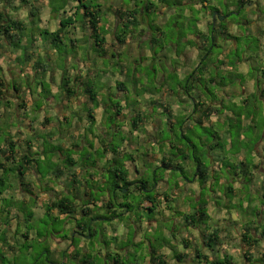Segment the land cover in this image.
<instances>
[{
	"label": "rangeland",
	"instance_id": "rangeland-1",
	"mask_svg": "<svg viewBox=\"0 0 264 264\" xmlns=\"http://www.w3.org/2000/svg\"><path fill=\"white\" fill-rule=\"evenodd\" d=\"M28 1L31 4L33 3L38 8L39 17L44 21V24L41 23V27L43 29L48 30V26H56V22L52 23L51 21L53 18H55L56 20V16H53L54 14L52 15L51 13L48 14L49 10H43V8H45V2L50 3L51 0ZM205 1L209 5L208 8L200 7L198 8V11H195L192 10V4H194V2L197 4H201L200 0H166V2H164L163 4V7L169 6L170 8H172L173 15L171 17H168V19L163 24H161V26L159 27L161 31L159 33V36H157L156 39L154 38L155 41L153 42V44L150 43L149 30L148 28L146 29L145 26L143 27V33H141L139 37V39H141V41L139 40L140 43L138 42V37L133 32H129L128 34L124 35V44H118L114 39V35L109 34V36L106 38L107 43L105 44L106 49L110 51L107 57H101V52L97 50V48H95L93 44L87 45L88 42L82 40L83 38L86 39L87 36L81 37L80 40L82 41H79L77 43L74 42V46L71 45V39L67 36L65 38V42L59 46V53H61V57L57 61V67L62 72L78 69L79 63L85 64L86 67L91 63L93 69L98 68L96 72H100L101 74H103V79L101 80V82L102 84H106L102 85L99 83L100 75L97 79L93 80V82L95 83V86L97 85V87H103L104 90H106L105 93L102 94V96H104L105 106L109 105V109L106 114V120L100 125L99 123H96L94 120L87 117L83 105L78 108L76 113L74 112L75 108L66 105L64 106V111H67V117L64 118V112L62 111V118L58 117L61 120L55 118L57 132H55L54 134L57 135L56 137L50 140L48 139V132H44L41 130L32 134H28L26 137L27 145H31V152L38 153L36 156L37 166L35 165V162H31V165H33L34 168L38 171L40 182L45 183L47 181L46 183L49 187V189L47 188L48 191L46 192L47 196L45 198V201H47L48 199L51 201H55L61 195H63L65 190H67V187L61 189V183L56 182L57 177H54L53 173L50 172L48 174L49 178L47 180H45L44 176L49 170L53 171V169L57 167H63L64 169L67 167L66 165L63 166L61 164H58L56 160H53V157L57 152L61 151L63 153L64 151L65 155L69 153L65 152V150L62 148L65 147L66 142L63 141V139H61V137L58 135L60 130H63L65 132V135L70 140L76 141L77 144H79L83 139H86V136L84 134H82L81 140L78 139V137L75 136V134L70 130L71 126L76 121V118L78 120V123L81 125H83V123H87L90 120L92 128L88 130L87 135L95 137L96 141H100L101 150L88 156V163L85 164L86 166H89L97 159L101 160L104 158L102 153L103 145H101V143H104L107 146L108 151L112 152L110 153L111 157H114L113 150H120L125 143L124 141L135 143V148L129 152L134 159L138 160L135 164L136 172H134V177L131 176V178H134L135 180L134 186H139L142 180L147 181L149 182V184H151V188H153L149 194H152L154 190L162 189L161 191L166 192L165 195H169V197H171V203L169 207L170 211L163 214L152 208V212L142 209H134L131 214L126 213L124 210L120 211L121 209L115 208L111 216H113L114 214H120L122 215V218L118 217L113 218L112 220H110L109 214L99 211L101 219L95 220L93 224V229H97V233H95L93 236L95 251H99L100 248L106 251V247L103 243L111 247V250L121 249L122 247H126L127 245L132 244L129 248H125L126 250L130 251L127 256L128 258H130L129 261H124V263L126 264L129 262L131 264H149V245H152L155 248L160 247V251H162L163 254L166 253L169 258H172L174 253L181 252L184 249L182 247L181 240L184 239L188 242L189 246L185 248L187 251L191 249V245L198 244V240L199 238H201L199 231L193 227H184L185 225L181 217L186 214L188 208L191 207L190 204L193 202V194L191 193H193L194 190L192 189L191 181L193 180L196 166L200 162L205 166L212 168L211 161L209 160L208 155L210 153L212 155L214 147H211L214 146V143L217 142L218 144H220V146L217 148L221 157L220 159L226 157H224L223 152L225 148V141L227 140L229 143H231V145H233V151H238L239 149H241L244 152H248V163H250L251 159L253 158H255L256 161L257 158H260V161L264 160V150L260 151L259 156H253V158L250 156L251 152H253L255 145L258 142H261L260 146H264V139L262 140V137L264 135V122L261 117L264 116V113L262 112L260 116V114H258L255 110V107H257L258 109L264 111V101L255 95V91L254 94H251L247 92L248 90H250L249 88H246V92L244 89V85H246L247 82L250 83V77H253L255 79L256 89L258 88V86L261 87L260 78L261 70L264 67V62L262 61V59H258L259 55L258 52H256L258 49L257 39L253 35H248L247 27L249 19L252 18V16L257 17L260 14H263L264 8L259 7L258 9H249L248 7H237L234 15H229L226 19L227 21L233 22L241 32V35L237 38V40H235L233 51L226 52L225 50L228 48V46H226V41L218 39L219 41H221V45L217 48H213L212 53L206 59L205 57H203L204 60H200L201 63L205 61L206 64H217L218 60H216L214 57H216L217 54H220V56L228 60L229 63L233 62V64H235L236 62L239 64H245L249 75H246L247 73L241 75L236 71L237 69H234L232 72L226 70L217 72L213 71L215 75L217 74L215 84L207 85V90L204 89L206 87L205 84H203L202 87L199 88H202L205 92V100H207V104H211L212 100L218 102L217 104H214L215 106L218 105V112L210 119H208L204 124H199L197 121L193 120H187L189 114H185V112H183L185 109L191 106L192 101L190 99L187 101L185 100L187 95L184 90L185 84L183 83V78L180 76L181 74H183V72L180 71H183L185 66L188 69H192L194 67V62L197 66L199 63V57L195 58L194 61L192 58H190L191 54L189 56L187 55L186 50H189V46L186 45V43L182 39L188 38L190 34L195 33L196 29L197 31L201 30V28H199L198 30V24L205 17L209 10L213 12V15L216 14L215 9L219 8L220 11L226 14L229 13L228 11H230L229 8L231 6H236V0ZM255 1L259 3L261 0ZM70 2L73 3L72 6H76L74 12H82L84 11L85 7H93L95 9H99L101 19L103 21L101 28L104 31H106V18L110 19L108 17L110 14L112 16L111 18H113L114 16L113 20H115L116 16L114 15V11L119 6L122 5L129 9L133 8L134 6L143 8V6L145 5V3L141 0H69L68 3L70 4ZM18 3H20L21 5V0H18L16 5H18ZM64 3L66 4L67 2H62L60 0L54 1L53 6L51 5L50 9H52V7H63ZM81 3L84 6L77 9V7ZM188 10H191V15H186V11ZM66 12L68 16H70L72 10H68ZM10 15L17 17L18 19H25L26 17L29 18V5H23V7H21L20 13H14L10 11ZM77 16H79V14H77ZM145 16L148 23L152 24L154 19L157 18V12L155 14H146ZM220 18L223 19L222 17ZM111 24H114V21L111 22ZM109 29L111 30L110 32H112L114 27L109 26ZM151 33H153L152 30ZM36 44L37 48H40V50H42L41 52L45 51L46 55L51 53L52 49L49 45L44 44L40 40ZM198 51L200 50L198 49ZM206 54L207 53H205L204 55ZM4 56L8 57L9 55L5 54ZM23 57L21 60L25 59V57ZM121 67L128 70L127 76H120ZM142 75H145V78H143ZM157 76H160V79H162L159 84L155 82V78ZM125 77H127V81L124 84L128 88V92L126 96L119 97V93L116 90V84L118 82H124ZM14 80L18 83H22L24 86H27V92H33L36 89V84L38 83V89L40 92L37 94V103L41 108H43L42 110L45 114L49 115L51 113L52 108L47 106V101L45 99L47 91L53 93L51 86L48 83H45L41 80H36L35 76H33L30 81H28L26 80V77L21 78L20 76L16 75ZM155 83L158 86L160 84H163L162 90L159 91ZM156 90L158 91V96L160 97L159 100L157 99V102H163L162 98H164V102H166L170 107L171 101H169L168 99V94L174 93L172 95L179 96L180 99L175 103L179 107V111L178 113L173 112L172 118L175 121L171 124L170 122L167 123V120L169 119L171 121V119L164 116L165 113L162 110H157L156 106H146L145 104L139 105L137 109L141 110L143 113H146L148 116L152 115L151 109H153V112L155 114H153L151 117L159 119L160 121L159 130L153 134V136L156 138L155 142H147L149 138L148 135H143L141 138V136L137 137V135H135L133 132L130 133L129 130H131V126L129 124L127 126L128 129L126 131H123V124L121 123V121L112 119L111 114L115 113V110L111 107L118 104L121 107L127 101L135 104L141 100L148 99V97H150V100H152V98H154ZM164 90H166L165 93H163ZM249 95L250 98H247L250 101L251 105V107L249 108L252 114L255 111L256 117H249V119H245L244 121V118H241L242 129L239 133V137H236L235 135L238 134L237 126L240 125V123L238 118H234V114L237 115L239 111H241L242 107H240V105L242 104V100L240 98L243 99L244 97H248ZM52 97L55 102L59 103V98L56 94H54ZM153 100L156 101L155 98ZM1 107L4 108V106L1 105L0 109ZM192 108H194V106H192ZM192 108L189 107L190 115L193 111ZM137 109L135 110L138 111ZM223 109L225 110L223 111ZM170 110L171 108H169V112ZM32 112L34 114L36 113L34 106L28 110V114ZM72 112L74 113L72 114ZM139 113L143 115L141 112ZM70 114L71 117L68 118ZM241 116H247L246 111L245 113L241 114ZM129 119L130 117L126 118V121L128 122ZM8 123L11 124L12 129H9L5 124L0 126V142L8 138L10 134L13 135V132L10 130L17 131L19 129L18 121L14 120L13 117H11L9 120L7 119V124ZM185 125H187L189 129L183 130L182 127ZM139 132H142V130H140ZM182 132L184 137H182ZM164 142L168 144L167 152L172 157V160L170 161L171 168L169 169L160 167V162L156 161L158 150H160V145H163ZM169 145L173 146V148H169ZM227 145L228 144L226 142V146ZM257 145L259 146V144ZM97 146L98 141L94 143V150ZM70 153L71 156H73L74 152ZM161 153H164V151ZM85 154L87 155V152H85L83 155ZM242 155L243 154H240V157ZM184 157H186V159H183ZM127 158L128 157H123V160L126 162ZM225 159L227 160V158ZM223 160L218 162L219 174L214 175V179L217 180L218 176L222 175L227 181V184L233 185V180L231 179L234 172L230 170V168H232V163L228 160V164H226ZM117 162L126 167L124 162L120 159H117ZM262 162L264 163V161ZM226 166L231 167L227 168ZM93 168V166L90 167V169H92L93 171V176L95 178L101 177L100 174ZM8 176L16 177V171L9 170L5 174L0 175V179H2V182H0V201L4 202L5 204H10L9 208L6 210L4 209V205H0V209H3L5 212L0 213V215L2 214L1 216H3L2 220H0V230L1 228H4L3 225L10 227L11 224H14L15 222L22 225L24 215L22 214L23 212L21 213L20 211L21 208L19 207V203L21 200L24 201L23 208L25 210L29 205V203H27V198H32L26 197L23 193L19 192L20 190L17 187L15 181H13L15 186L12 187L11 182L7 179ZM103 176L104 179H108L109 175L106 173L103 174ZM262 179H264V177ZM260 180L261 176L256 174L254 176V179H252L250 185L248 186L249 191L245 186L246 188H244L243 190L244 198L242 201L239 199V197L234 199L229 195H221V192L223 193L227 186L226 183L223 187H220V189L210 188L205 189L204 191L200 189L197 192L209 196V198L213 202L210 204V207L213 209L212 214H214L215 211L218 212V210H220L221 219L225 220H221L218 223V221L215 222L214 219L210 218L209 220H207L206 226L214 227V224L218 225L219 228L228 226V230L232 231L231 233H233L231 234L232 236L224 235L225 237L222 239L221 244L220 246H218V249H216V251L211 252L206 250L207 254H209L211 258L216 256L218 252H221V254L231 253L234 255L233 257L235 259V262L237 261L238 264H264V259H261L262 256L264 257V250H262V248L260 247L249 249V260H247L243 256V252L241 249L242 245L240 244V242H238L240 238L242 239L241 233H239V235H235L236 231L242 230V228H239L237 225L244 226V224L247 222L251 224V218L249 217L248 213H250L251 211L256 212L262 210L264 199L261 197V190L258 189L259 187H256L259 185ZM87 184L90 186V194L92 193L93 195H96L97 192L95 189L99 184L97 182L91 183V181L89 180L87 181ZM10 187H12L10 189L12 191V195L6 194L8 193ZM43 189L44 187L41 186L40 188L38 186H33V191H31L32 193H34V195H37L38 191H43ZM174 191H176V193L173 194ZM218 191L220 194L217 193ZM30 195L28 194V196ZM140 199V197L132 198V196H128L126 197L125 201L135 204L139 202ZM49 200L45 203L47 204ZM31 201L33 202L34 200ZM244 201L247 202L248 209H246V204L243 205ZM183 202H187V204H183ZM134 207L136 206L134 205ZM159 209L161 211H164V208L159 207ZM16 212L18 214V217H16ZM6 213L8 214L6 215V217L15 218V220H7L5 218ZM52 214L56 215L55 212H53ZM128 214L134 217V222H136V224H138V222H141L142 226L145 224L146 226L148 225L147 229L140 230V233H137L133 230L131 234H123V230L121 229L122 226H124L125 228L131 227V224L128 222L126 217L128 216ZM52 219V217H45L42 220H32L31 222L24 225L22 227L23 230H33L35 231V233L39 232L47 240L39 242L38 238L37 240L34 238H30L27 242H25V240L19 235V246L14 244L13 248L20 247V250L15 256H7L9 259L11 258L10 261H13L14 258L17 261L16 264H32L34 258H37L39 259L36 262L37 264H47L46 260L43 259L45 254L42 253V250L48 249V247L50 248L53 242L57 241L59 238L64 237V235L69 234L63 229L64 220H61L59 218L56 222H53ZM254 220L256 221V225H259L261 223L260 219L258 220L254 218ZM70 226L74 227L72 223ZM262 227H264V222H262ZM114 230H116V232H114ZM19 233L20 232H18V234ZM7 235L9 242H15V238H17V235L11 236V232H8ZM31 236H34V234L32 233ZM132 238L133 240L137 239L136 241L142 242V244L138 246L136 244H133ZM192 240L197 241L196 243H193ZM23 243H25V245H29L30 250H28V252L27 249L22 247ZM145 245L147 247V251L145 248L142 253V246ZM58 249L60 248L56 247V251ZM56 251L54 253L49 252L47 254L46 257H48L49 264L51 262L61 263L63 262V257L67 256L66 254H63L62 256V254L60 253L61 250H58L57 254ZM133 255H137V259H132ZM141 255L142 257H140ZM90 256L94 264H108L107 260L104 261L96 258L95 261L94 257L92 255ZM194 257L195 252L194 250H192L191 257H189L184 264H194L193 262L191 263V258ZM170 262L174 264V260H171ZM5 263H8V261H5ZM65 264L77 263L67 260Z\"/></svg>",
	"mask_w": 264,
	"mask_h": 264
},
{
	"label": "crops",
	"instance_id": "crops-1",
	"mask_svg": "<svg viewBox=\"0 0 264 264\" xmlns=\"http://www.w3.org/2000/svg\"><path fill=\"white\" fill-rule=\"evenodd\" d=\"M54 1L55 0H53L51 3L45 2V8H43V10H47V11L49 10L50 12L48 11V14L51 13L52 15L54 14L53 16H56V20H55V18H53L51 20L52 23L56 22V26L51 25V26H48V30L43 29L41 27L42 26L41 23L44 24V21L41 20L39 17V20L36 21V24L33 27V32L31 34H29L28 36L25 35V37H23V39L21 40V43H20V47L18 49L7 48L4 51H0V82L2 84V86L0 87V106L1 105L4 106V108L1 107V109H0V126L5 124V125H7V127L9 129H12L11 124L10 123L7 124V119L9 120L11 117H13L14 120L18 121L19 129L17 131L10 130L13 132V135L10 134V136L8 138L12 139L15 142V151H17L21 155L32 154L33 157H31V160L33 162H34V159L37 160L36 156L38 153L31 152V145H29V146L27 145L26 137L28 134H32L34 132L41 130L44 132H48V136H49L48 139H50V140L52 138L56 137L57 135L54 134L55 132H57L55 118H58V117L62 118V116H63L62 111L64 112V118L67 117L66 116L67 111L66 112L64 111V106H66V105H68L72 108H75V111H74L75 113L78 110V108L81 105H83L85 112L87 114V109H86V106L84 103L85 99H84V95L82 93L83 87L80 84V83L85 82L84 81L85 77L88 78L87 80L89 82L93 83L94 92H95V101H96L92 114L90 116L87 114V117L89 119L94 120L96 123H99L101 125L103 122H105L106 114H107V111L109 109V105L105 106L104 96H102V94H104L106 90H104L103 87H97V85L95 86V83L93 82V80L97 79L98 76L100 75L99 83L102 84L101 80L103 79V74H101L100 72H96V70H98V68L93 69L91 66V63L88 64L87 67L85 66V64L79 63L78 69L69 70V71H65V72L60 71V69L57 67V61L61 57V53H59V48L53 49L52 46L50 45V38L47 35H40V31H42V30H46L49 34L55 32L59 28V22L62 19L69 17L66 11L72 10L70 16L73 13H75L74 9L76 8V6H74V5L72 6V4H73L72 2H70V4H69L68 3L69 0H60L62 2L66 1L67 3L66 4L64 3V6L60 7L59 11L57 13L52 12L50 9V6L51 5L53 6ZM141 1L144 3H146V2L153 3L157 7V18L154 19L152 24L148 23L146 16H143L142 17L143 19L139 18V24L140 25L138 26V28L131 29V30L127 31V34L129 32H133L138 37V42L140 43L141 39H139V37H140V34L143 33V27L145 26L146 29L148 28V30H149L150 43L153 44L151 42V39H153V38L156 39V37L159 36V33L161 31L159 27L161 26V24H163L168 19V17H171L173 15V10L169 6L163 7L164 3H158L157 0H141ZM247 1L250 2V4L247 3L246 5L243 4L240 7H238V5H237L238 0H236L235 1L236 6H231L229 8L230 11H228V12L231 15H234L237 7L238 8L248 7L249 9H254V8L258 9L259 7L264 8V0L263 1L261 0L259 3L256 2L255 0H244L243 3L247 2ZM200 3L201 4H197L194 2V4H192V10L198 11V8H200V7L201 8L207 7L208 8V6H209L205 0H200ZM22 4L20 5V3H18V5H15L16 7H18V11H15L14 13H17V12L20 13L21 7H23V5H24V4L23 5ZM88 9L91 10L92 7H88ZM118 9L124 10V9H128V8L121 5L116 10H118ZM129 9H132V8H129ZM215 12H216V14L213 16L211 13V10H209L208 13L205 15V17L198 24V30H199V28H201V30L197 31V29H196L195 33L190 34L188 38L182 39L186 43V45L189 46V50H186L187 55L189 56L191 54L190 58H192L193 60L195 58L199 57L198 65L201 63L200 60H202V59L200 57V51H198L197 47L193 43L194 41H197L198 36H200V35L201 36H207L208 38L210 37V39H213L212 45L210 46V49H209L210 53L208 54V56L212 53L213 48H217L221 45V43H220L221 41H219L218 39H222V38L218 34H212L210 32V29H209L210 24L214 25L218 22H222L224 24V26L226 28L225 32L228 35V38H226L225 40L222 39V41H226V46H228V48L225 50L226 52L233 51L235 40H237V38L241 35V32L236 27V25L233 22L226 20L227 17L229 16L228 15L229 13L225 14L222 11H220L219 8L215 9ZM82 13H83V11L82 12L77 11V14H79V16H77V14H76V17H75V20L73 21V23L68 25L66 28H64L62 33H60V37L62 38L63 43L65 42V38L68 36L71 39L70 43L73 42L72 46H74V42L77 43V42L82 41V40H85V42H88L87 45L93 44L92 32L88 28H85V29L81 28L80 21H79L78 17H80V15H82ZM9 15H10V13H9ZM186 15H191V10L186 11ZM99 16H100L99 27L101 28L103 21L101 19L100 10H99ZM11 17L18 19L17 17H14V16H11ZM108 17L110 19L106 18V21H105V27H106V31H105L106 35L104 38L105 44L107 43L106 38L109 36V34L114 35L115 41H116V35L119 34V31H117V27L120 25V20L118 19L117 16H116V19L113 20L114 16H113V18H111L112 16L110 14ZM220 17H222L223 19H219ZM20 20H21V18H20ZM113 21H114V24H111V22H113ZM109 26L114 27L112 32H110L111 30L109 29ZM247 29H248V35H253L257 39L258 49L256 52H258V55H259L258 59H262V61L264 62V34H263V32H264V13L260 14L257 17L252 16V18L249 19ZM151 30L153 31V33H151ZM136 33H138V34H136ZM85 36H87L86 39L83 38L82 40H80L81 37H85ZM30 39H31V41H33L32 44H30L28 42V40H30ZM39 40L42 41L44 44H47L50 46V48L52 49L50 54L46 55L45 51L41 52L42 50H40V48L39 49L37 48L36 43ZM148 41H149V39H148ZM93 46L95 47L94 44H93ZM104 48L106 49L105 45H104ZM109 52L110 51H108L106 49V53L105 54L101 53V57H107ZM5 54L6 55L8 54L9 56L6 57V56H4ZM23 54H24L25 59L21 60L23 57ZM214 58L216 60H218V62H217V64L216 63H211V64L207 63L208 69H207V73H204L205 75L203 76V83H206V81L209 79V77H214V83L213 84H215V79L217 77V74L215 75V73H213V71L217 72V71L226 70V71L232 72L234 69H237L236 71L238 73H240L241 75H243L245 73H247L246 75H249V72L247 71V68H246L245 64H243V63L242 64H239L236 62H235V64H233V62L229 63V61L226 60L225 58H222V56H220V54H217L216 57H214ZM39 62L40 63L43 62L44 65L46 64L48 67L46 68L45 73L36 77L35 72L33 71V66ZM98 66H99V63H98ZM197 66L195 65V62H194V67L192 69H188L185 66L183 71H180V72H183V74L180 75L183 78V81L186 78V76L190 72H192V70H194ZM178 71H179V68H178ZM127 73H128L127 69H124L122 67L120 68V76L121 77L123 75L127 76ZM16 75L20 76L21 78L26 77V80H28V81H30V79L33 76H35L36 80L44 81L45 83H48L51 86L53 93H50V91H47V94L45 95V99L47 101V106L52 108L51 113L49 115L45 114L44 111L42 110L43 108H41L40 105L37 103V101H38V95L37 94L40 92L38 89L39 84L38 83L36 84V89L33 92H31V91L27 92V86H24L22 83H18L14 80ZM64 75H66V77L69 80V83H67L68 84L67 88L70 87L69 90L74 91L72 93V95H69L68 97L66 96L65 88H63L62 84H61L62 77ZM142 76H143V78H145V75H142ZM260 80H261V87L258 86V88L256 89L255 79L253 77H250V79H249L250 83L247 82V84L244 85V89L246 92V88H249L251 91L248 90L247 92L251 93V94H254V91H255V93H256L255 95L264 101V67L261 70ZM126 81H127V77H125L124 82H118L116 84V90L119 93L118 94L119 97H123V96L127 95L128 88L124 84ZM160 81H162V79H160V76H157L155 78V82L157 84H159ZM103 84H106V83H103ZM157 84H156V86L158 87L159 91L162 90L163 84H160L159 86ZM199 87H202L201 84L194 86L193 90H190L189 93H186V95H187L186 99L184 98L186 101L189 99L192 101L191 106H189L191 108L197 102V100L193 98L196 95L194 91L195 90H203L202 88H199ZM204 89L207 90V86ZM165 92H166V90L163 91V93H165ZM262 92H263V94H262ZM54 94H56L58 96L59 103L55 102V100L53 99L52 96ZM172 94H174V93L168 94V99H169V101H171V107L165 102V105L168 106V110H169V108H171V110H170L171 114L169 116H167L168 114L164 115V116L171 119V121L169 119L167 120V123L170 122L171 124L175 121L172 118L173 112L178 113V111H179V109H178L179 107L175 103L177 100L180 99L179 96H175ZM154 98L156 100L160 99V97L158 96L157 90L154 94ZM154 98H152V100H150V97H148V99L141 100L135 104H132L129 101H127L121 107L119 104L113 105L111 108L115 110V113L111 114L112 119L120 120L121 123L123 124V128H122L123 131H126L128 129L127 128L128 124L131 126V124H132L131 122H132V119L134 118V116L137 113L141 112L143 114L142 116L146 118V122L142 126L138 127L137 129H132V127H131V130H129V131H130V133L133 132L135 135H137V137L141 136V138L143 135H148L149 138H148L147 142L148 141H154L155 142L156 138L153 136V134L159 130V127H160L159 126V123H160L159 119L151 117L153 114H155L153 112V109H151V112H152L151 116H148L146 113H143L141 110L137 109L138 106L141 104H145L146 106H150L151 101H153ZM247 98H250V95L248 97H244L243 99L240 98L242 100L241 101L242 104L240 105V107H243V101L244 100L247 101L248 100ZM162 101L163 102L165 101L164 98H162ZM201 102H203L204 106L207 105V103H206L207 100H205V98ZM217 103H218L217 101L212 100L211 104H212V106H215L214 104H217ZM33 106L35 107L36 113L34 114L32 112V113L28 114V110ZM152 106L155 107L154 105H152ZM189 107L187 109H185L183 112H185V114H189L187 120L195 121V119L198 118L199 114L197 112H194V108H192L193 111L190 115ZM215 107L219 108L218 105H216ZM135 109H137L138 111H136ZM156 109L157 110L159 109V111L161 110L160 108H156ZM224 110L225 109H223V111ZM74 112H72V114ZM216 113L217 112H215L213 115H215ZM212 116H210L208 119H210ZM234 116H235V114H234ZM70 117H71V114H70V116H68V118H70ZM129 117H130V119L127 122L126 118H129ZM232 117H230V118H232ZM249 117H253V116L250 115ZM249 117L244 118L243 121L245 119H249ZM234 118H236V117H234ZM59 120H61V119H59ZM262 120L264 122V116H263ZM205 122H207V121H205ZM90 123L91 122L89 120L87 123H83V125H81L78 123V120L76 118V121L71 126V129H70L71 132H73L75 134V136L78 137V139H80V140L82 139V137H81L82 134H84L86 136V139H83L79 144H77L76 141H74V140H70L65 135V132L63 130H60L59 134H58L61 137V139H63V141L66 142L65 147H62V148L65 150V152H69L66 155H69L70 158L73 160V165H71L70 167H66L65 169L63 167H57V168L53 169V171L56 169L61 171V175L57 176V181H56L57 183L58 182L61 183V186H60L61 189L64 187H67V190H65L63 195H61L55 201H58L62 197H64V198L70 199L73 203L78 204L79 206L77 207V210L75 211V213L72 216H70L69 218L64 214L60 215L59 213L56 212L55 209L52 210V212L50 213V216H52L53 218L55 217L57 219L60 218L61 220H64L63 229H64V231H66L69 234L64 235V237L59 238L55 242L52 241L53 242L52 246L50 248L48 247V250L50 253H54L56 251V247H59L60 249H58V250H61L60 253L62 254V256H63V254H66L67 256L68 255H74L75 252L79 251L84 256H88L89 254L92 255L94 257L95 261H96V258H98V259H101L104 261L107 260L108 264H112V261L110 260V258L112 256H114L116 253H118V254L130 253V251L126 250L125 248H129L132 244L127 245L126 247H122L121 249H115V250L112 249L111 250V247H109V246H107V244L103 243L106 247V251H104L102 248H100L99 251L98 250L95 251L94 241H93L94 235H92V237H90L88 229H81V228H83L82 225H81V227H77V225H76L77 222H79V223L81 222L80 221L81 220V213H80L81 205L80 204L82 203V200L88 201L89 199H91L92 203L95 205V209H94L95 216L98 215V219H101V216L99 214V211H101V210L99 208L101 207L102 203L105 202L109 198V196L111 195V192L107 186L108 179H104L103 174L107 173L110 176L109 172L111 170H115V167L119 164L122 167V169L126 172L125 182L131 184L127 187V190L129 191L127 197L132 196V198L133 197L134 198L135 197L141 198L145 195H148L150 197L149 200L154 204L153 205L154 208L152 207V209L160 212L161 214L170 211L169 207H170V203H171V197H169V195H165L166 192L161 191L162 189L161 190L160 189L154 190V192L152 194H149L153 188H151L152 186H151V184H149V182L144 181V180H142L141 182L146 183L147 189L143 190V192H140L138 190L140 185L134 186L135 180H134V178H131V176L134 177V172H136L135 164L137 163L138 160L134 159L131 156V154L129 153L130 151H132V149L135 148L134 142L130 143L128 141H124L125 143L121 147L120 150H113L114 157H111L110 153H112V152L108 151L107 146L104 143H101V145H103L102 146V153H103L104 158L101 160L97 159L95 162L91 163L89 166H86L85 164L88 163V161H87L88 156L91 155L92 153H96V152L101 150L100 141L97 140L98 146L94 150V143L97 141L95 140V137H91V136L87 135L88 130H90L92 128ZM185 128L189 129L188 126ZM140 130H142V132H139ZM104 133H105V131H104ZM103 136H104V134H103ZM263 139H264V135L262 137V140ZM92 140H95V141H92ZM226 142L228 144L227 146H226ZM257 144H259V146ZM257 144L255 145L253 152H251V154H250V156L252 158H253V156H259L260 151L264 150V146H262V145H261L262 147L260 146L261 142H258ZM2 145H3V141L0 142V149H2L1 148ZM169 148H173V146L169 145ZM217 148L218 147H214V150L212 149L213 150L212 155H211V153L208 155V158L211 161V166H212V168L210 167V175L214 176L216 174H219V164H218L219 161H222L224 159L223 161L226 164H228V160H229L232 163V168H230V170L234 172L233 177L231 179V180H233V185L227 184V181L224 179V177L222 175H220V176H218L217 180L216 179L210 180V182H208L204 186L203 191L205 189H210V188L220 189V187H223L224 184L226 183L227 186H226L225 190L223 191V193L221 192V195H224V196L229 195L234 199L239 197V199L242 201L244 198V195H243L244 188L247 187V189L249 191L248 186L250 185L252 179H254V176L256 174L261 176V180L259 182V185L256 186V187H259L258 189H260V183H261V181L264 180V179H262L264 177V163L262 161H264V160L260 161V158H257V161H258L257 162L256 159L253 158V159H251L250 163L247 164V167H248L247 169L249 171V177L246 176V178H251V181L247 182L244 179L243 175L241 174L238 166L241 162L245 163V160L247 161V159L249 157L248 152H244L241 149H239L238 151H233V149H234L233 145H231V143H229L226 140L225 141V148H224V152H223L224 157L226 156L225 158H227V160H226L225 158L220 159L221 157L219 155ZM163 151H164V153H161ZM167 151H168V144L166 142H164L163 145H160V150H158V154L156 157V161L160 162L159 163L160 165H161V161L163 159H166L167 162H170L172 160V157L169 155V153ZM70 152H74L73 156H71ZM85 152H87V155L86 154L83 155ZM117 153L119 154V156L116 155ZM213 154H215V155H213ZM240 154H243V155L240 157ZM64 156H65L64 151H63V153L61 151L57 152V153H55L53 160H56L58 164H61L64 166L65 165ZM123 157H128L126 162L123 160ZM117 159H120L121 161H123L124 164L126 165V167H124V165H121L118 162L116 164V162H114V161H117ZM185 159H186V157H185ZM85 161H87V162H85ZM91 166L94 167L93 169H95V171H97L101 177L95 178L93 176V171H92V169H90ZM7 167H11V165L8 164ZM226 167L229 168L231 166H226ZM53 171L49 170L46 173V175L44 176L45 180H47L49 178L48 174L50 172L53 173ZM3 174L4 173L2 171H0V175H3ZM31 174H32V177H31ZM89 174L92 175V178H88ZM109 176H108V178H109ZM7 179L11 182L12 187L15 186V184L13 183V181H15L17 187L20 190L19 192L23 193L24 196H26V197H32V198H30V199L27 198V203H29V205L27 204L28 207L25 210H24V208H22L24 206V201L21 200L19 203V207L21 208L20 211H21V213L23 212L22 214L24 215L22 225L15 222L14 224H11L10 227L3 225L4 228L3 229L1 228V230H0V259H1L0 264H8L11 262H15L14 258H13V261H10L11 258L9 259L7 256H9V257L15 256L18 253L20 247L13 248V245L16 244L19 246L18 236L19 235L21 236V233L25 231L22 229V227L24 225H26L27 223L31 222L32 220H36V219L42 220L43 218H45L44 217L45 216L44 208L46 206L45 202H47L49 200V199L48 200L46 199L47 201H45V198L47 196L46 192L49 189V187L47 186L48 184L46 183L47 181L45 183L40 182L38 171L35 168L26 169V172L23 175V180L25 183L27 182L28 184H30L31 189L33 186H38L39 188H40V186L44 187L43 191L39 190L37 195H34V193H32L33 190L31 192H28L19 183V180L17 178V172H16V177L8 176ZM85 179H87V180H85ZM88 180L91 181V183L97 182L99 184L97 186V188L95 189L97 192L96 195H93L92 193L90 194V190H89L90 186L87 184ZM191 183H192V189L194 190V192L191 193V194H193V202L190 204L191 207L188 208L186 214L193 212L192 208L196 207V202L201 198L200 197L201 193H197L201 188L199 187L196 176L193 175V180L191 181ZM37 184H39V185H37ZM118 186L121 187L122 183L118 182ZM228 186H231L232 189L234 190L232 192V194H227V187ZM12 187L9 188L8 193H6V194L12 195V191L10 190ZM76 192H77V195H76ZM123 192H125V189L123 190ZM85 193L87 194V196L85 195ZM174 193H176V191H174L173 194ZM217 193L220 194L219 191ZM28 194L29 195L31 194V195L28 196ZM203 198L207 201V209H206V214L208 216L207 220H209L211 218V219H214L215 222L218 221V223H219L222 220L221 216H220L221 211L218 210V212L215 211L214 214H212L213 209L210 207V204L213 202L211 201V199L207 195H204ZM31 200H34V201L32 202ZM149 200H145L141 203L142 210H143V208H149L152 206V204L150 203ZM21 202H23V206L20 205ZM185 203L187 204V202H185ZM185 203L183 202V204H185ZM245 204L247 206L246 209H248V204L246 201L243 202V205H245ZM0 205L1 206L4 205L5 210L8 209L10 206V205L5 206V203L1 202V201H0ZM159 207L164 208V211L163 210L161 211L159 209ZM98 209H99V211H97ZM39 210H40V214H39ZM122 210H124L127 213L126 209H121L120 211H122ZM53 212H55L56 215H53L52 214ZM0 213H5V212L3 209H0ZM15 214H16V217H18L17 212ZM129 214H131V212H129ZM129 214L126 217H127L128 222L131 224V227L125 228L124 226H122L121 229L123 230V234H131L133 232V230L136 231L137 233H140V230L147 229L148 225L146 226V224H145L142 226L141 222L139 223L138 221H137L138 224H136V222H134V217L130 216ZM248 214H249V217L251 218V224H249L247 222L244 224V226L246 224H248L251 227L250 233L253 234V236H255V238H256V234H258L259 237H257L256 239H259V241H258V245L256 247H260V248H262V250H264V238H260L261 231L264 229V227H262V222H264V205L262 207V210H259L256 212L251 211ZM1 215H0V220H2V218H3V216H1ZM6 215H8V214L7 213L5 214V218L7 220H9V219L12 221L15 220V218L6 217ZM182 217H181V219H182ZM254 218L258 219V220L260 219L261 223L259 225H256V221L254 220ZM98 219H96V220H98ZM222 221H225V220H222ZM71 223L73 224L74 227L70 226ZM93 224H94V221L92 222L91 231L95 234V233H97V229L96 230L93 229ZM206 225H207V222H206V224H201V225H198L196 227H193V226H188V227H193L199 231L201 238H199L198 244H196V245H197V247H199L201 249L203 254H206L208 256L209 260H211L212 258L206 252V250L207 251H210V250L208 248L199 246V244L202 240L203 233L210 234L214 230L218 231V234L220 236V241H219V244L216 246V249H218V246H220L222 239L225 237L224 235L232 236L231 234H233V233H231L232 231L228 230V226L224 227V228H219L218 225H216V224H214V227H209ZM237 226L239 228H242V230L236 231L235 235H239V233L242 234L244 232V229H243L244 226H242V225H237ZM184 227H186V226H184ZM188 227H186V228H188ZM8 232L12 233L11 236L17 235V238H15V242L12 243V242L8 241V235H7ZM18 232H20V233L18 234ZM114 232H116V230H114ZM32 233L34 234V236H31ZM37 234H38L37 232L35 233V231L31 230V231H28L27 239H25L23 236H21V237L25 240V242H27L30 238H34L37 240V238H38ZM1 238H5L7 243L2 244ZM70 238L75 239V244H74L75 248L73 250L72 249L68 250V246L71 245ZM46 240L47 239H45V237L38 239L39 242H43ZM132 240H133V238H132ZM136 240L137 239H134L132 241V243L137 245L140 242H137ZM127 241H129V240H127ZM196 241L192 240L193 243H196ZM242 241L243 240L241 238L238 240V242H240V244L242 245L241 249L243 252V251H246L248 248L244 245V243ZM142 248H143V250L146 248V251H147L146 245L142 246ZM252 248H254V247H251L250 249H252ZM216 249H214V251H216ZM65 250H68V252L64 253ZM143 250H142V253H143ZM192 250H193V248H191L188 251L186 249L182 250L183 252H185L187 254V258L183 259V262H177L174 259L169 258V256L166 253L164 255L168 256L169 262L171 260H174V264H184L188 260V258L191 257V251ZM57 251H56V254H57ZM165 252H166V250H165ZM160 253L163 254L162 251H160ZM248 253H249V249H248ZM137 255H136V257H137ZM225 255L230 257L232 262L238 264L237 261L235 262V259L233 257L234 255L231 253L221 254V252H218L216 254V256H214V257L222 258ZM263 255H264V252H263ZM140 257H142V255ZM90 258H91V256H90ZM261 259H264V257L262 256ZM193 260L194 259L191 258V263L193 262L195 264L196 260H194V261ZM5 261H8V263H5ZM148 261H149V259H148ZM63 262H65L64 257H63ZM16 263H17V261H16ZM50 264H62V262L61 263L51 262ZM77 264H79V263H77ZM170 264H172V263L170 262Z\"/></svg>",
	"mask_w": 264,
	"mask_h": 264
},
{
	"label": "trees",
	"instance_id": "trees-1",
	"mask_svg": "<svg viewBox=\"0 0 264 264\" xmlns=\"http://www.w3.org/2000/svg\"><path fill=\"white\" fill-rule=\"evenodd\" d=\"M17 1L18 0H0V51H4L7 48L18 49L20 47V43L23 37H25V35L28 36L29 34L33 32V27L36 24V21L39 20L38 8L33 3L31 4L28 0H21V2L24 5H29V18L20 20V19L11 17L9 15L10 11H13V12L18 11V7L15 6ZM52 1L53 0H51L50 3ZM157 1L158 3L166 2V0H157ZM243 1L244 0H238V3H237L238 7H240L243 4H247V3L250 4V2L248 1L245 3H243ZM82 6L84 5L81 3L77 7V9ZM59 8L60 7H52L51 11L57 13L59 11ZM156 12H157V7L153 3H150V2H146L143 8H137L136 6H134L132 9L116 10L114 14L120 20V25L117 27V31H119V34L116 36L117 43L119 44L125 43L124 35L127 34V31L138 28V26L140 25L139 18H142L146 14H151V13L155 14ZM76 14L77 12L73 13L71 16L67 18L62 19L59 22V28L53 33L49 34L46 30L40 31V35H47L50 38V45L52 46L53 49H58L59 46L63 44L62 38L60 37V33H62L64 28H66L68 25L73 23V21L75 20ZM228 15H231V14L229 13ZM78 18L80 21L81 28L82 29L88 28L92 32L93 44L95 45L97 50H99L102 54H105L106 49L104 48V45H105L104 38H105L106 32L99 27V22H100L99 10L93 7L91 10H89L88 7H85L82 15H80V17ZM209 29L212 34H218L224 40L228 38V35L225 32L226 28L222 22H218L214 25L210 24ZM154 41H155L154 38L151 39L152 43ZM28 42L32 44L33 41H31L30 39L28 40ZM212 42H213V39H210V37L208 38L207 36H201V35L198 36L197 41L193 42L195 46L197 47V49H199L201 52V59H203V57H206V58L208 57V54L210 53L209 49H210V46L212 45ZM71 45H73V42H71ZM205 53L207 54L204 55ZM47 67L48 66L46 64L44 65L43 62L41 63L39 62L35 64L33 66V71L35 72V76L38 77L39 75H42L43 73H45ZM207 69H208V64H206L203 61V63H200L194 70H192V72H190L186 76V78L183 81V83L185 84L184 90L186 93H189L190 90H193L194 86H197L200 84L201 86L203 84L207 86V85H212L214 83V77H209L206 83H202L203 76L205 75L204 73H207ZM84 81L85 82L80 83V84L83 87L82 93L85 99L84 103L87 109V114L90 116L94 110V105L96 103L94 86H93V83L89 82L86 77ZM67 83H69V80L66 77V75H64L62 77L61 84H62V87L65 88L66 96L68 97L69 95H72L74 91H70L69 90L70 87L67 88V85H68ZM1 86L2 84L0 82V87ZM194 92L196 95L193 98L197 100V102L194 105V112H197L199 114L198 118H196L195 121H197L199 124H203L205 121L208 120L210 116H212L215 112H218L219 108L212 106V104H207L204 106L203 102H201L205 98V92L203 90H195ZM151 105H154L157 108H160L165 114H168V115L171 114L168 110V107L165 105V102L158 103L157 100L156 101L153 100L151 101ZM250 106H251L250 101L244 100L241 111H239V113L237 112L238 113L237 115L235 114V117L239 119V123H240V125L237 126L238 134L235 135L236 137H239V133L242 129L241 118H247V116L249 117L252 114L249 108ZM255 110L257 111L258 114H260V116L262 112H264L263 110L258 109L256 107H255ZM245 111L247 113V116H241V114L245 113ZM251 116L256 117L255 111ZM261 117L263 119V116ZM145 122H146V118L143 117L140 113H137L132 119L131 127L132 129H137L138 127L142 126ZM185 127H187V125L183 126L182 129L183 130L186 129ZM182 135H183V132H182ZM182 137H184V135ZM219 146L220 144L216 142L214 143V146H212V148L219 147ZM1 148L2 149H0V155H1L0 156L1 157L0 158V171H2L4 174L8 172L9 170L16 171L19 183L28 192H31L32 189L30 187V184H28L27 182L26 183L24 182L23 175L26 172V169L34 168V166L31 165V162H33L31 160V157H33V155L32 154L21 155L20 153L15 151V142L10 138H6L3 141V145ZM116 155L119 156L118 153ZM64 158H65L64 163L67 167H70L71 165H73V160L70 158L69 155H65ZM183 159H185V157ZM34 162H35V165L37 166V160L34 159ZM114 162H116L117 164V161H114ZM245 163L241 162L238 168L241 174L243 175L244 179L248 182V181H251V178H246V176L249 177V171L247 169L248 162L246 160H245ZM8 164H10L11 167H7ZM160 167L169 169L171 168V164L170 162H167L166 159H163L161 161ZM109 173H110V176L107 181V186L111 192V195L105 202L102 203L99 209L105 212L106 214H109L110 220H112L113 218H118V217L122 218V215L120 214L119 215L114 214L113 216H111L115 208L126 209L127 213L132 212L134 209L136 210L142 209L141 203L145 200H149L150 197L148 195H145L141 197L140 201L135 204L126 202L125 199L129 193V191L127 190V187L131 185L125 182L126 172L118 164L115 167V170H111ZM60 175H61L60 170L56 169L53 171L54 177H57ZM88 176H89L88 178H92L91 174H89ZM194 176L197 177V181H198V184L201 190H203L204 186L208 182H210V180L214 179V176L210 175V168L200 162L196 166ZM0 182H2V179H0ZM118 182L122 183L121 187L118 186ZM140 183L141 184L138 190L140 192H143V190L147 189V186L145 182H140ZM124 189H125V192H123ZM260 190L262 194L261 197L264 199V180L261 181L260 183ZM233 191L234 190L232 189L231 186L227 187V194H232ZM77 192H76V195H77ZM85 195L87 196L86 193ZM203 196L204 195L201 194L200 196L201 198L196 202V207L192 208L193 212L189 214H185L182 217V221L186 227L188 226L196 227L201 224H206L207 218H208L206 214L207 201L203 198ZM150 203L152 204V206L149 208H143V210L152 212L151 208L154 207L153 206L154 204L151 201ZM6 205L9 206L10 204L6 203L5 206ZM20 205L23 206V202H21ZM80 205H81V208H80V213H81L80 221L81 222L80 223L77 222L76 225L77 227H81L82 225L83 228L81 229H88L89 235L90 237H92V235H94V233L91 231L92 222L98 219V215L95 216V211H94L95 205L92 203L91 199H89L88 201L82 200V203ZM134 205L136 207H134ZM78 206H79L78 204H75L70 199L64 198V197H62L58 201L49 200V202L46 204L44 208V211H45L44 217H48V218L52 217L50 216V213L52 212V210L55 209L56 212L59 213L60 215L64 214L69 218L75 213ZM99 209L97 211H99ZM52 221L56 222L57 218L54 217ZM243 229H244V232L241 234L242 235L241 237H242V240H243L242 242L244 243V245L248 249H250L251 247H256L259 241V239H256L257 237H259L258 234H256V238H255V236H253V234L250 233L251 227L248 224H246L243 227ZM27 234H28V230H25L24 232L21 233V236L27 239L28 237ZM37 236H38V239H41L42 237H44L39 232ZM260 238H264V229L261 231ZM70 240H71V245L68 246V250L69 249L73 250L75 248V245H74L75 239L70 238ZM219 241H220V236L218 234V231L214 230L210 234L203 233L202 240L199 246L208 248L211 252H213L214 249H216V246L219 244ZM1 242L2 244L7 243L5 238H1ZM141 244L142 242L137 244V246ZM181 244L184 249L189 246L188 242L184 239L181 240ZM22 245H23L22 247L27 249V252H28V250L30 249L29 245L28 244L25 245V243H23ZM191 246H192L191 248H193L195 252V257L193 258L194 260H196L195 264H236L232 262L231 258L228 257L227 255H225L222 258L212 257V259L209 260L208 256L206 254H203V252L201 251L199 247H197L195 244ZM148 248H149L148 249L149 250L148 251L149 264H170L168 260L169 259L168 256L160 253V249H161L160 247L155 248L152 245H149ZM248 249L246 251H243V255L247 260H249ZM68 250H65L64 253L68 252ZM42 253L45 254L43 259H45L47 264H49L48 257H46L47 254L49 253V250L48 249L42 250ZM127 256H128V253H124V254L116 253L114 256L110 258V260L112 261V264H126L124 263V261L125 260L129 261L130 259ZM132 257H133L132 259L134 260L137 259L135 255H133ZM186 258H187V254L183 251L174 253V255L172 256V259H174L177 262H183V259H186ZM64 259H65V262L67 260H70V261H73L79 264H94L93 260L90 258L89 255L84 256L79 251L75 252L74 255L64 256ZM38 260L39 259L34 258L32 264H37L36 262ZM65 262H62V264H65ZM8 264H16V260L15 262H11ZM127 264H131V263L129 262Z\"/></svg>",
	"mask_w": 264,
	"mask_h": 264
},
{
	"label": "water",
	"instance_id": "water-1",
	"mask_svg": "<svg viewBox=\"0 0 264 264\" xmlns=\"http://www.w3.org/2000/svg\"><path fill=\"white\" fill-rule=\"evenodd\" d=\"M215 14H213V16H214ZM221 19V18H220Z\"/></svg>",
	"mask_w": 264,
	"mask_h": 264
},
{
	"label": "flooded vegetation",
	"instance_id": "flooded-vegetation-1",
	"mask_svg": "<svg viewBox=\"0 0 264 264\" xmlns=\"http://www.w3.org/2000/svg\"><path fill=\"white\" fill-rule=\"evenodd\" d=\"M80 234V233H79Z\"/></svg>",
	"mask_w": 264,
	"mask_h": 264
}]
</instances>
